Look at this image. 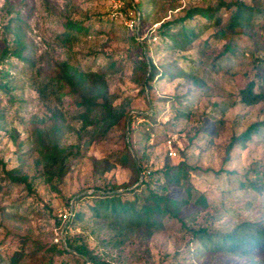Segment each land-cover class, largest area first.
Wrapping results in <instances>:
<instances>
[{
	"label": "rangeland",
	"instance_id": "rangeland-1",
	"mask_svg": "<svg viewBox=\"0 0 264 264\" xmlns=\"http://www.w3.org/2000/svg\"><path fill=\"white\" fill-rule=\"evenodd\" d=\"M236 1L260 12L251 27L222 39L218 30L228 24L236 9L228 4ZM125 2L124 17H115L110 0H0V82L10 85L9 91L0 85V264H12L15 254L20 264H264V253L218 252L198 233L201 228L229 231L243 220L264 222V192L242 184L264 165V102L248 105L239 94L252 79L264 84V0ZM139 6L143 17L134 28L126 20L140 15ZM194 7L216 13L184 21L198 36L186 49L155 30ZM72 20L84 30L68 42L66 24ZM16 32L30 60L13 56L2 61L4 50L15 45L10 44ZM54 59L105 72L114 105L124 108L127 117L93 139L83 130L81 109L73 100L62 101L54 93L41 96L37 90ZM151 61L158 74L148 79ZM56 120L66 145L80 148L67 174L50 182L38 163L34 133ZM255 122L262 123L259 131L231 152L232 141ZM173 137L177 156L170 158ZM128 153L145 167L136 182L133 168L122 160ZM95 160L111 169L101 173ZM182 162L194 167L191 202L178 218L159 217L153 234L131 233L120 243L117 230L96 216L94 194L123 183L131 185L117 191H131L150 171ZM7 170L27 175L31 188L10 180ZM184 191L168 187L172 196ZM201 195L207 206L197 202ZM66 209L74 215L60 222ZM67 234L82 236L100 262L69 248Z\"/></svg>",
	"mask_w": 264,
	"mask_h": 264
},
{
	"label": "trees",
	"instance_id": "trees-1",
	"mask_svg": "<svg viewBox=\"0 0 264 264\" xmlns=\"http://www.w3.org/2000/svg\"><path fill=\"white\" fill-rule=\"evenodd\" d=\"M221 5H224V3H219V7ZM233 5L236 6V9L231 15L228 24L223 29L218 30V34L222 39L226 38L228 34L235 33L240 28L251 27L255 14L260 12L254 6L241 1L228 4V6ZM141 7H138L140 11L139 18L143 17ZM125 8L124 11H126ZM215 13L216 9L213 8L194 7L188 9L184 17L163 21L155 30L157 33L170 36L175 42L174 46L183 50L198 37L193 29H189L184 25V21L188 18H193L195 15L212 18L215 16ZM137 18L138 15L133 17L135 20ZM136 27L135 23L134 28ZM83 30L84 27L80 22L74 20L68 21L66 24L67 41L71 42L75 40L77 38L76 34ZM13 43L15 44L14 47H7L4 50L2 61L13 56L23 60H30L25 56L27 46L19 32L14 34L13 42L10 45ZM226 49L233 50L230 42L226 43ZM30 64L34 63L30 61ZM150 65L151 70L148 72V79H152L158 74L157 66L152 61ZM46 78L47 81L41 82L37 87L41 96L54 93L62 101L73 100L75 105L81 109L80 118L83 122V130L87 133H92L93 139H101L107 135L113 126L120 124L127 117V111L124 108L114 105L105 72L81 70L66 60L54 59L51 64V70L47 73ZM0 85L5 91L10 90L9 83L4 81V79H1ZM239 94L241 101L248 105L264 102V84L252 79L244 88L240 89ZM97 97L100 99L97 100ZM261 125V122L251 124L239 137L235 138L230 144L231 152L236 144L245 143L253 134L257 133ZM89 126L93 127L90 128ZM34 136L39 153L38 163L42 165L43 175L50 182L61 180L70 170L72 156L74 158L78 154L80 147L66 145L63 138L62 125L57 120L50 128H37ZM122 160L131 165L136 174L135 182L138 181L140 171H145V167L141 164L140 160H135L131 153H128ZM95 163V169L101 170V173H105L111 169L109 165L100 167L98 160H95ZM193 170V166L183 162L178 165L168 164L166 169L150 171L142 184L131 191H117L121 187H129L131 185L130 183H123L121 186L111 187V189L103 193H95L94 195H97L95 205L96 216L104 218L117 230L121 238L120 243L124 241L122 237L126 238L131 233H146L151 235L155 232L153 225L157 223L159 217L165 214L178 218L182 209L191 202L190 174ZM6 172L10 180L23 182L31 188L32 184L28 180L27 175L14 170H7ZM253 172L254 178L249 180L248 183L242 184L244 186H252L258 192L263 193L264 165L261 168L253 170ZM154 183L158 184L157 188H153L152 185ZM171 185L184 188L185 193L180 197L172 196L168 192V187ZM127 195H131L132 198L127 197ZM197 202L202 206L208 205L203 195L197 198ZM60 216V222L67 220L61 214ZM69 227L68 225L66 230ZM198 231L200 237L215 247V251L242 256L264 253L263 221L243 220L237 223L231 230L222 233H210L204 228ZM66 243L69 248L75 250L80 255L86 256L89 261L94 263L100 262L98 255L89 249L82 236L76 237L67 234ZM11 262L12 264H20L19 257L16 254L13 255ZM103 264L112 263L104 261Z\"/></svg>",
	"mask_w": 264,
	"mask_h": 264
},
{
	"label": "built area",
	"instance_id": "built-area-1",
	"mask_svg": "<svg viewBox=\"0 0 264 264\" xmlns=\"http://www.w3.org/2000/svg\"><path fill=\"white\" fill-rule=\"evenodd\" d=\"M110 3H111V7H112L111 14L115 17H118V16L124 17L123 10L126 6L125 0H110ZM138 20H139V16H138L137 20H135V19L126 20V23H128V25L131 27H133L136 23V25L138 27ZM173 140H175V137L168 140V154L171 157H176L177 156V150L173 146ZM61 215L63 216L64 219L68 220L73 215V211H72V209H66L64 212L61 213Z\"/></svg>",
	"mask_w": 264,
	"mask_h": 264
},
{
	"label": "water",
	"instance_id": "water-1",
	"mask_svg": "<svg viewBox=\"0 0 264 264\" xmlns=\"http://www.w3.org/2000/svg\"><path fill=\"white\" fill-rule=\"evenodd\" d=\"M63 240L65 241V238L63 237ZM66 245H67V243H66Z\"/></svg>",
	"mask_w": 264,
	"mask_h": 264
}]
</instances>
